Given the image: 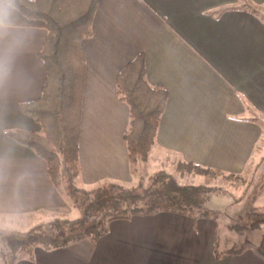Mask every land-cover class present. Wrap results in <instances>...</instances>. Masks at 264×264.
Returning a JSON list of instances; mask_svg holds the SVG:
<instances>
[{
	"label": "crops",
	"instance_id": "0c3cea01",
	"mask_svg": "<svg viewBox=\"0 0 264 264\" xmlns=\"http://www.w3.org/2000/svg\"><path fill=\"white\" fill-rule=\"evenodd\" d=\"M249 1L255 10L241 7L240 0L98 1L92 35L81 42L86 55L78 145L83 184L128 177L123 133L129 113L118 99L115 76L140 53L148 82L167 91L154 149L222 172L246 170L263 135L264 117V0ZM45 33L43 21L0 0L1 215L67 209L45 160L5 134L40 130L19 103L41 94L46 71L36 54ZM217 229L209 215H133L109 221L95 240L36 246L15 264H262L253 249L220 257L215 252L245 240L257 244L263 232L231 245L224 235L218 238Z\"/></svg>",
	"mask_w": 264,
	"mask_h": 264
},
{
	"label": "trees",
	"instance_id": "16d2710c",
	"mask_svg": "<svg viewBox=\"0 0 264 264\" xmlns=\"http://www.w3.org/2000/svg\"><path fill=\"white\" fill-rule=\"evenodd\" d=\"M23 16L41 20L45 27V37L37 57L43 62L46 75L39 97L19 103V109L40 125V130H6L5 134L29 147L46 162V171L54 187L59 191L65 174L68 175L73 190H78L75 181L80 177L78 145L81 129L82 94L86 72V55L82 49L83 39L92 35V23L99 0H5ZM240 6L255 10L256 5L249 0H240ZM118 99L128 106V124L123 133L127 150L128 166L146 161L156 143V136L162 113L166 107L167 91L160 85H152L146 78L144 56L138 54L115 76ZM245 103L246 111H252ZM177 170L196 174L215 175L213 168L181 160ZM228 178H238L236 174L223 173ZM112 186L108 192L90 198L86 208L81 210L79 202H69L66 213L35 211L45 216V221L56 220L63 225L54 234H32L38 227L30 226L26 240L16 235H4L12 253H17L27 244L44 245V248L59 247L82 239L95 240L107 229L108 222L116 218L146 215L159 211H178L198 216L192 209L203 207L198 193L207 191L203 185L179 183L175 176L163 169L149 175L148 183L141 189L136 185H126L120 180L100 181L99 188ZM104 186V187H103ZM82 190V189H81ZM62 195V194H61ZM63 197V195H62ZM65 197H63L64 199ZM67 198V197H66ZM51 214V216H48ZM263 214V213H262ZM250 223L253 229L264 224V217ZM264 216V215H263ZM259 217V218H258ZM87 219H93L87 221ZM46 223V222H45ZM49 223V222H47ZM34 247V246H33ZM31 247V248H33ZM253 249L264 264V231L259 243L249 240L228 250L215 252V257L224 254ZM4 253V252H3ZM21 258V257H20ZM8 262L15 264L16 260ZM0 264L6 261L0 260Z\"/></svg>",
	"mask_w": 264,
	"mask_h": 264
},
{
	"label": "rangeland",
	"instance_id": "374dc122",
	"mask_svg": "<svg viewBox=\"0 0 264 264\" xmlns=\"http://www.w3.org/2000/svg\"><path fill=\"white\" fill-rule=\"evenodd\" d=\"M262 11L264 12V9H262ZM260 118L263 123V135L254 148V153L246 165V170L241 173H232L236 174L238 178H228L223 174L227 172L215 169L214 170L217 173L215 175L179 171L177 170L179 164L177 157L172 155L171 152H168V154L165 155V152L156 151L153 147L149 154V158L144 162L139 161L131 166V168H128L127 179L120 181L126 185H136V187L141 189L148 183V177L150 174L163 169L173 174L179 183L203 185L207 188V191L198 193L197 198L203 200L202 203H204L202 205L204 206L205 204V210L203 207H200L199 209H192L190 212L195 214H202V212H205L209 216L216 218V221L218 222L217 236L219 238V236L224 235L227 244L234 245V243H238V239L242 237L256 239L259 234L264 231V224L261 223L253 229H250L247 226L257 218L256 215L260 214V217H264V205H261L264 191V117ZM62 169L64 177L59 193L65 197L63 200L67 209L64 211H54L58 213L69 212L71 209L69 202L74 200H77L80 204L78 205L80 209L84 210L91 197L108 192L109 188L113 189L112 186L110 187V185L106 184L108 187L103 186L104 188L98 190L97 188H99L98 184L100 181L104 180L106 182L109 180H118L114 178H104L94 184L85 185L78 178L75 183L77 187L82 190H73L69 177L65 174L64 164ZM41 211L51 212L44 209ZM36 212L34 211L16 216L0 214V260L6 261V264L17 257L31 256L32 251L36 246L33 244H27V248L19 251L18 254L12 253L5 241L4 235L14 234L17 238L26 240L25 231L34 224L38 225V227L32 231V234L34 235L40 233L54 234L60 229L65 230L63 225L67 227V224L62 225L60 224V220L59 222L56 220L53 221V218H50L52 221H45L44 218L47 215H38ZM48 216H51V214H48ZM91 220L87 219V221ZM68 228L69 226L66 230H68ZM241 228L248 229L244 232ZM238 229L241 230L237 231ZM38 246L42 247L44 245L39 244Z\"/></svg>",
	"mask_w": 264,
	"mask_h": 264
}]
</instances>
